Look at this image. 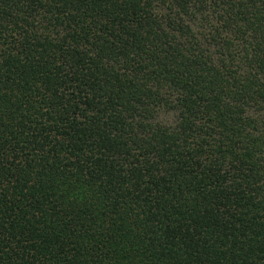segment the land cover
<instances>
[{
	"label": "trees",
	"instance_id": "16d2710c",
	"mask_svg": "<svg viewBox=\"0 0 264 264\" xmlns=\"http://www.w3.org/2000/svg\"><path fill=\"white\" fill-rule=\"evenodd\" d=\"M0 264H264V0H0Z\"/></svg>",
	"mask_w": 264,
	"mask_h": 264
}]
</instances>
